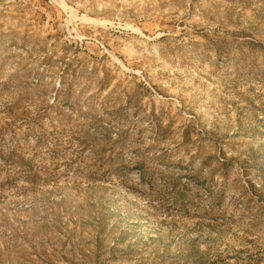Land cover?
<instances>
[{"label": "rangeland", "instance_id": "rangeland-1", "mask_svg": "<svg viewBox=\"0 0 264 264\" xmlns=\"http://www.w3.org/2000/svg\"><path fill=\"white\" fill-rule=\"evenodd\" d=\"M0 264H264V0H0Z\"/></svg>", "mask_w": 264, "mask_h": 264}, {"label": "bare ground", "instance_id": "bare-ground-1", "mask_svg": "<svg viewBox=\"0 0 264 264\" xmlns=\"http://www.w3.org/2000/svg\"><path fill=\"white\" fill-rule=\"evenodd\" d=\"M65 7H67V6H65ZM69 15H70V17H71L72 19L79 17V16L77 15L75 9H71ZM81 19H82V18H81Z\"/></svg>", "mask_w": 264, "mask_h": 264}]
</instances>
